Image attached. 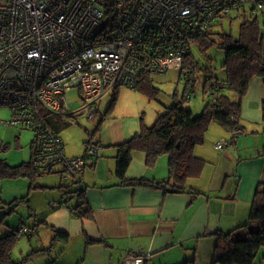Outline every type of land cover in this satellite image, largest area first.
<instances>
[{
  "label": "crops",
  "instance_id": "0c3cea01",
  "mask_svg": "<svg viewBox=\"0 0 264 264\" xmlns=\"http://www.w3.org/2000/svg\"><path fill=\"white\" fill-rule=\"evenodd\" d=\"M260 25L264 26V22ZM118 90H115L117 96ZM263 101L264 81L255 77L241 101L239 125L242 132L234 135L214 122L209 125L203 145L193 150L194 156L205 165L199 178L187 181L190 191L183 194L121 185L115 175L116 145L128 141L140 127L136 123L129 126L122 122L126 117L112 118L108 109L100 121L102 134L92 138V142L101 146L100 156L91 162L82 177L84 201L90 216L77 218L70 212L76 199L65 193L77 188L66 185L60 168L53 174H43L54 176L48 177L42 185H35V189H30V184L21 200L14 198L6 203L8 201L0 199V203L9 206L8 215L14 212L19 201L25 203L34 228L45 227L66 234L67 240L53 243L52 239L48 249L46 244L33 242L39 228L34 233L29 227L32 221H26L25 213L20 212L21 227L13 229L6 225V232H17L18 236L10 251L11 259L18 263L34 251L49 250L25 264H121L130 257H142L143 264H215L217 233L226 234L255 225L249 219L256 188L264 182ZM218 142L227 145L217 149ZM86 145L81 155L73 157H67L64 146L65 156H82ZM127 174L150 180L165 179L167 156L159 157L155 166L148 168L145 154L134 152ZM38 189H46V192ZM70 200L72 202H68ZM15 202L13 207L11 204ZM2 210L0 208V228L4 223ZM20 233L27 236L19 237ZM0 235H3L1 229ZM150 253L152 257L144 261Z\"/></svg>",
  "mask_w": 264,
  "mask_h": 264
},
{
  "label": "built area",
  "instance_id": "2783aa9c",
  "mask_svg": "<svg viewBox=\"0 0 264 264\" xmlns=\"http://www.w3.org/2000/svg\"><path fill=\"white\" fill-rule=\"evenodd\" d=\"M248 6L250 13H262L264 1L0 0V108L11 110L4 124L33 132L38 173L60 168L64 182L81 189L101 146L89 143L82 156L67 158L59 134L45 123L47 115L83 112L92 120L106 94L136 89L144 74L185 77L183 60L193 39ZM73 89L81 106L70 113L66 92ZM121 264L143 260L130 257Z\"/></svg>",
  "mask_w": 264,
  "mask_h": 264
},
{
  "label": "trees",
  "instance_id": "16d2710c",
  "mask_svg": "<svg viewBox=\"0 0 264 264\" xmlns=\"http://www.w3.org/2000/svg\"><path fill=\"white\" fill-rule=\"evenodd\" d=\"M262 13L264 14V9ZM238 15L243 17L238 38L234 39L225 33H212L211 28L193 39L192 46H198L203 52L213 45H217L225 52L222 65L225 78L221 81L213 77L207 78L203 86L206 102L202 112L195 115L186 104L191 101V94L196 83L197 69L191 48L183 60V70L186 76H180L178 79V82L185 81L181 96L178 97L176 94L173 96V103L164 107L151 127H140V131L128 141L116 145L115 175L121 185L171 191L177 194L187 193L190 191L187 181L199 178L205 165L203 160L194 156L193 150L196 146L203 145L209 125L214 122L226 132L234 135L242 132V127L239 125L242 98L247 93L249 83L253 78L260 77L264 81V32L256 14L247 15L242 11ZM135 90L148 99H155L159 92L153 86L152 78L146 74L140 77ZM116 98L117 92H114L109 112ZM71 120H74L72 115H47L45 123L59 134L62 127L67 126ZM262 120L264 124V101ZM99 126L100 123L95 134ZM95 134L91 135V141L89 140L86 144L92 143ZM2 149L1 146L0 151ZM30 149V161L27 163L11 167L0 159V180L28 178L31 184L30 189L36 188L35 182L41 174L33 168L32 147ZM134 152L145 154V164L148 168L154 167L159 157L166 155L168 159L167 177L162 180L129 177L127 171ZM60 189L65 190L66 187H60ZM65 194L67 196L76 195V205L70 208L74 216L77 218L90 216V209L84 201L83 181L81 189ZM11 205L15 207L16 202ZM251 206L249 220L255 225H248L244 229L226 234H216L215 264H254L257 252L261 248L264 249V182L258 184ZM54 233L53 243L59 239L67 240L66 234L55 231ZM17 237V232L12 231L0 235V264H25L29 259L40 257L44 255V252L49 251H34L20 262L15 263L10 257V251Z\"/></svg>",
  "mask_w": 264,
  "mask_h": 264
},
{
  "label": "rangeland",
  "instance_id": "374dc122",
  "mask_svg": "<svg viewBox=\"0 0 264 264\" xmlns=\"http://www.w3.org/2000/svg\"><path fill=\"white\" fill-rule=\"evenodd\" d=\"M246 14H250V7H247ZM260 23L264 22V15L257 13ZM243 21V17L234 12L230 18H226L222 21H218L212 27V33L216 34H228L234 39L239 36V28ZM263 30L264 26L262 25ZM193 59L196 64V83L194 85L193 93L191 94V101L186 102L195 115H199L205 105L206 100L203 98V86L208 77H213L216 80H223L225 78V71L222 69V65L225 59V52L223 49L218 48L217 45H213L206 51H201L198 46H192ZM176 72H171L165 77H153V86L159 90L155 99H148L141 94L138 90L129 89L127 87L118 88V96L109 115L113 117H126L122 122H126L129 126L134 123L139 127L146 126L151 127L158 114L164 110V107L171 105L176 94L181 96L185 87V81L179 82L176 85ZM114 92L111 91L106 94L99 102L100 112L97 116L90 120L86 118L85 114L76 113L74 120L69 121L67 126L62 127L59 132L60 138H62L67 157H73L81 155L84 151L85 144L90 140L91 135L95 134V131L102 120L104 114L110 108V105L114 98ZM195 97V98H194ZM66 99L69 106V112H76L79 110L81 103L77 90H70L66 92ZM130 115V116H129ZM11 110L8 107L0 108V120L2 126L0 127V145L3 149L0 151V159L11 167L20 165L21 163H27L30 161L31 149L30 144L33 138V132L28 129L21 128L19 126H8L4 122L10 121ZM131 126V127H132ZM102 126H99V130L95 136L98 138L102 134ZM106 131V129L104 130ZM94 138V137H93ZM244 157H246L244 155ZM36 180L35 185L39 186L46 182L48 177L54 175H43ZM53 174V173H52ZM30 180L28 178H16V179H3L0 180V199L2 201H8L9 203L14 198L21 200L29 191ZM42 190V189H38ZM46 190V189H45ZM42 190V192H46ZM49 191V190H48ZM41 194V193H39ZM72 202V200L68 201ZM1 216H4V223L1 225V234L6 232L7 226L18 229L21 227L20 212L25 213V220L32 221V231L35 232L36 228H39L38 234L33 236V242H39V244H46V248L50 247V241L54 239L55 233L46 229L45 227H33V220L30 217V211L28 206L20 202L14 209V212L8 215L9 206L7 207L3 203H0ZM6 214V215H5ZM24 220V219H23ZM24 234V235H23ZM25 233H20L19 237H26ZM59 242V241H56ZM57 244V243H55ZM254 264H264V250H259L256 255Z\"/></svg>",
  "mask_w": 264,
  "mask_h": 264
},
{
  "label": "water",
  "instance_id": "95a60500",
  "mask_svg": "<svg viewBox=\"0 0 264 264\" xmlns=\"http://www.w3.org/2000/svg\"><path fill=\"white\" fill-rule=\"evenodd\" d=\"M147 256H146V259H145V261H149V259L152 257V253H150V254H146Z\"/></svg>",
  "mask_w": 264,
  "mask_h": 264
},
{
  "label": "clouds",
  "instance_id": "9594fccd",
  "mask_svg": "<svg viewBox=\"0 0 264 264\" xmlns=\"http://www.w3.org/2000/svg\"><path fill=\"white\" fill-rule=\"evenodd\" d=\"M251 9V8H250ZM245 12H246V10H245ZM250 12H251V10H250ZM252 14V13H251ZM145 261V260H144Z\"/></svg>",
  "mask_w": 264,
  "mask_h": 264
}]
</instances>
